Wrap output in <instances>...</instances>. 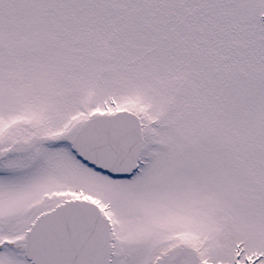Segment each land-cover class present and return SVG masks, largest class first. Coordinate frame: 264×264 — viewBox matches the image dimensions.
<instances>
[{
    "label": "snow or ice",
    "instance_id": "obj_1",
    "mask_svg": "<svg viewBox=\"0 0 264 264\" xmlns=\"http://www.w3.org/2000/svg\"><path fill=\"white\" fill-rule=\"evenodd\" d=\"M0 264H264V0H0Z\"/></svg>",
    "mask_w": 264,
    "mask_h": 264
}]
</instances>
